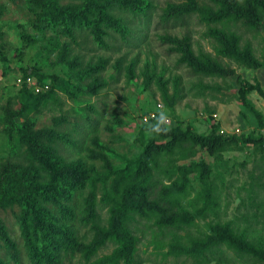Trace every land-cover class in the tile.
Wrapping results in <instances>:
<instances>
[{
    "label": "rangeland",
    "instance_id": "1",
    "mask_svg": "<svg viewBox=\"0 0 264 264\" xmlns=\"http://www.w3.org/2000/svg\"><path fill=\"white\" fill-rule=\"evenodd\" d=\"M149 1L152 7L147 17L116 10L130 29L128 41L114 32L101 44L95 41L91 28L69 35L62 28L35 29L25 1L0 0V111L18 108L24 101L23 71L31 69L30 73L35 70L43 76L41 82L31 77L42 86L40 93L47 94L42 105L29 115L36 128L56 131L59 137L51 144L55 153L52 162L59 163L60 171L67 170V177L75 176L66 182L62 172L54 177L47 170L43 185H51L46 188L50 197L47 206L53 216L49 219L54 221L53 231L67 232L81 245L91 244L96 236L95 217L88 208L92 194L96 195L98 225L108 227L110 214L101 203L108 188L101 176L112 169H126L127 160L137 158L149 141L170 140L159 141L148 131L155 116L164 117L169 129L181 127L204 135L215 130L227 138L250 134L264 138V25L260 32L241 23L229 27L240 37L241 46H248L262 62L260 68L253 69L217 56L216 41L209 31L221 25L209 26L198 13L178 21L162 20L169 3L183 0ZM199 2L211 5L209 0ZM170 36L189 38L195 55L204 52L235 74H197L180 62V54L166 40ZM94 83L99 87L91 94ZM28 87L40 94L33 85ZM165 96L174 99V104L170 105ZM183 148L158 157L151 165L157 172L153 182L157 188L166 186L175 192L185 189L179 210L186 211L184 218L193 222L184 230L160 234L143 230L147 219H142L136 229L140 243L135 264H264L252 253L242 255L227 247L211 253L207 260L197 261L184 253L193 247V241L212 234L210 225H230L250 246L264 251V139L258 144L240 140L213 153L191 145ZM24 149L10 139L0 123V164L12 161L27 165ZM148 171L143 166L141 175ZM62 183L69 185L70 198ZM59 199L73 213L64 214L56 206ZM20 216L18 206L0 207V231L4 229L10 240L0 234L2 264H33ZM64 217H68L66 224ZM113 248L106 245L98 256L110 254ZM61 264L85 263L77 251L62 255Z\"/></svg>",
    "mask_w": 264,
    "mask_h": 264
},
{
    "label": "trees",
    "instance_id": "2",
    "mask_svg": "<svg viewBox=\"0 0 264 264\" xmlns=\"http://www.w3.org/2000/svg\"><path fill=\"white\" fill-rule=\"evenodd\" d=\"M23 1L26 2L33 16L32 23L35 29L62 28L63 32L69 35L76 30L91 28L95 41L101 44H105L106 38L111 37L114 32L128 41L127 35L130 34V29L116 14L117 9L135 16L147 17L149 16L147 12L152 7L149 0H78L79 3H71L67 0ZM209 1L211 5L200 3L199 0H183L179 4L169 3L163 10L161 18L170 22L200 14L202 22H206L209 26L221 25V28H212L209 31L211 38L216 41L214 50L217 56L234 60L249 68H260L262 62L253 55L248 46H241L240 37L236 32L229 30V27L241 23L251 30L260 32L264 25V0ZM166 40L174 46V51L180 54V62L188 64L197 74L208 77H230L235 74L218 59L204 52L195 55L187 37L180 39L170 36ZM30 70L22 72L24 101L21 102V106L7 107L0 111V123L4 125V132L11 140L25 147L24 154L28 161L27 165L12 161L0 164V207L18 206L21 209L19 223L33 264H61L62 255H74L77 251L80 252L85 264H135L140 243L136 229L140 228L142 219L148 221L143 225V230L152 232L156 230V232L160 231V234L166 230L170 232L174 229L184 230L193 222V219L184 218L183 214L186 211L179 210L182 207L181 195L184 194L185 189L175 192L166 186L157 188L156 183L153 182L157 172L151 165L159 156L171 155L177 148L183 151V147L188 145H191V148H207L213 153L219 147L233 145L240 140L244 143L258 144L264 139L263 136L255 137L254 134L234 135L227 138L215 130L204 135L189 129L183 130L181 127L169 129L164 117L155 116L149 122L148 131L156 134L160 138L159 141L167 138L170 140L161 141L162 143L149 141L137 158L127 160L126 169H112L101 176L100 180L106 188L110 187L109 190L106 189L101 200L103 207L108 208L110 214L108 227L98 225L99 219L95 215L96 195L92 194L88 200V208L92 211V217H95L92 222L96 236L91 244L81 245L75 236L65 231H53L55 224L49 219L53 217L52 210L47 206L50 199L48 190L51 185L49 187L43 185L47 170L54 177L62 172L66 182L74 179L75 176L70 174L67 177V170L60 171L59 163L52 162L55 153L51 144L54 143V138L59 137L56 131L36 128L35 121L29 115L32 110H37L42 105L47 94V92L36 94L30 90L26 83L29 77L37 78L38 82L43 78L42 75H37L35 70L34 73H30ZM97 84L94 83L90 87L91 94L97 92L99 87ZM164 93L168 95L167 92ZM165 98L170 105L174 104V99L170 100L167 96ZM260 123L263 125L262 119ZM143 166L149 169L144 176L141 175ZM113 175L115 178L109 185ZM201 178L204 179V176ZM61 185L62 189L67 191L66 197L70 198L69 185L63 183ZM125 185L126 187L123 188ZM56 206L64 210L66 215L73 213L72 208L66 206L61 199ZM67 218H63V224L67 223ZM151 220L154 222L150 223ZM210 226L212 234L202 241H193V247L184 253L195 257L197 261L199 258L207 260L211 253L227 247L242 255L252 253L259 261H264V251L250 246L244 237L236 235L230 225ZM59 227L64 228L62 225ZM0 234L4 240L10 242L4 229ZM108 244L114 246L113 251L98 256L99 251Z\"/></svg>",
    "mask_w": 264,
    "mask_h": 264
},
{
    "label": "built area",
    "instance_id": "3",
    "mask_svg": "<svg viewBox=\"0 0 264 264\" xmlns=\"http://www.w3.org/2000/svg\"><path fill=\"white\" fill-rule=\"evenodd\" d=\"M26 83H27V84H31V85H33V86L35 87L37 93H40V92H41L42 86L38 85V84L35 83V82H32L31 77H29V78L26 80ZM42 91H43V90H42Z\"/></svg>",
    "mask_w": 264,
    "mask_h": 264
}]
</instances>
